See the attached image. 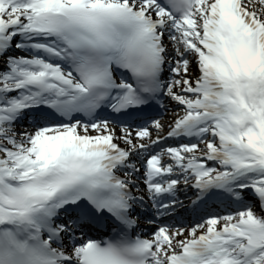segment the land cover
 Instances as JSON below:
<instances>
[{
	"label": "snow or ice",
	"instance_id": "6c2138e0",
	"mask_svg": "<svg viewBox=\"0 0 264 264\" xmlns=\"http://www.w3.org/2000/svg\"><path fill=\"white\" fill-rule=\"evenodd\" d=\"M0 264H264V0H0Z\"/></svg>",
	"mask_w": 264,
	"mask_h": 264
}]
</instances>
